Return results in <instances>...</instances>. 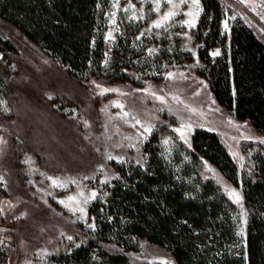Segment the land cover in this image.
Masks as SVG:
<instances>
[{
	"label": "rangeland",
	"instance_id": "1",
	"mask_svg": "<svg viewBox=\"0 0 264 264\" xmlns=\"http://www.w3.org/2000/svg\"><path fill=\"white\" fill-rule=\"evenodd\" d=\"M222 1L229 10L222 21L227 35L230 22L240 17L264 40V0ZM174 3L178 7L160 0L155 11L156 0H109L103 64L125 27L136 26L135 37L149 53H156L159 45L154 39L165 33L170 40L178 37L191 53L189 61L167 63L163 72L152 74L158 79L144 80L139 86L101 78L79 82L57 60L0 20V37L15 47L8 53L10 62L0 63L4 81L0 95V264H45L51 254L77 246L87 233L94 232L88 206L103 197L104 186L117 176L116 165L146 159L144 145L160 126L185 144L195 129L215 132L239 171L248 167L252 151L264 148V135L223 110L195 70L201 63L200 42L195 28L181 22L191 19L185 13L201 12V3L199 9L191 0ZM172 10L178 14L161 27L154 26ZM168 136L160 142L166 148L172 146ZM204 169L239 209L242 236L246 213L241 187L230 184L207 164ZM233 190L239 202L230 195ZM124 251L134 263L175 264L167 250L144 241Z\"/></svg>",
	"mask_w": 264,
	"mask_h": 264
},
{
	"label": "trees",
	"instance_id": "2",
	"mask_svg": "<svg viewBox=\"0 0 264 264\" xmlns=\"http://www.w3.org/2000/svg\"><path fill=\"white\" fill-rule=\"evenodd\" d=\"M200 3L195 37L201 63L195 70L223 110L264 135V40L240 17L230 22L227 35L224 2ZM108 6L109 0H0V20L79 82L101 78L139 86L158 79L152 74L166 65L191 58L180 39L170 40L166 33L154 39L156 53L147 52L135 37V26L117 36L103 64ZM215 48L219 56L210 54ZM10 51L14 45L0 37V63L10 62ZM3 84L0 73V95ZM165 136L172 141L169 148L160 145ZM144 151L146 159L116 165L117 176L104 186L103 197L88 206L94 232L77 246L51 254L45 264H158L131 261L124 250L141 241L167 250L175 264H264V148L252 151L248 167L239 171L215 132L195 129L185 144L160 126ZM205 164L241 187L246 213L242 236L239 209L205 172Z\"/></svg>",
	"mask_w": 264,
	"mask_h": 264
},
{
	"label": "snow or ice",
	"instance_id": "3",
	"mask_svg": "<svg viewBox=\"0 0 264 264\" xmlns=\"http://www.w3.org/2000/svg\"><path fill=\"white\" fill-rule=\"evenodd\" d=\"M164 2H165V3H168V4H172L174 8H175V7H178V5H176V4L174 3V0H164ZM179 2H180V4H186V3L188 2V0H179ZM191 2H192V4H193L197 9H199V2H200V0H191ZM156 3H157V7H156L154 10H155V11H159L160 0H156ZM177 14H178V13H177L176 11H174V10L166 12V13L164 14V16L162 17V20L154 22V26L157 27V28L161 27L163 21L170 20L171 18H173V17L176 16ZM185 15L191 17V19H186V20L182 21L181 23H182L183 25L188 26L189 28H195V27H196V18L200 15V11L197 10L195 13L189 11V12L185 13ZM224 28H225L226 30L228 29V22H227V21L224 22ZM212 55H213V56H219V55H220L219 50L213 52ZM171 75H172V74L169 73V76H171ZM98 87H99V86H98ZM104 91H109V90H108V89H104ZM161 99H162V98H161ZM145 131H146V132H151L152 129H151V128H146ZM176 131L179 132V131H181V129H177ZM164 143L167 144L168 141L166 140V141H164ZM109 159H112V157H109ZM53 183L55 184L56 181H53ZM230 195L236 197V201L239 202V199H240V198H239V194L236 193L235 190H233V191L230 193ZM95 196H96V194L93 193V194H92V197L95 198ZM73 199H75V197H69V200H73ZM86 202H87V201H86ZM61 203H63V201H61ZM81 211H83V209H81ZM89 227H94V225H89ZM68 239L71 240L72 237H68ZM0 243H3V241H0Z\"/></svg>",
	"mask_w": 264,
	"mask_h": 264
}]
</instances>
